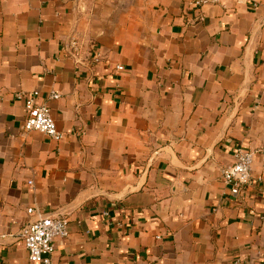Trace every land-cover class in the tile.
<instances>
[{
  "label": "crops",
  "instance_id": "obj_1",
  "mask_svg": "<svg viewBox=\"0 0 264 264\" xmlns=\"http://www.w3.org/2000/svg\"><path fill=\"white\" fill-rule=\"evenodd\" d=\"M33 90L61 140L23 130ZM28 207L68 217L53 264H264V0H0V264H34Z\"/></svg>",
  "mask_w": 264,
  "mask_h": 264
},
{
  "label": "built area",
  "instance_id": "obj_2",
  "mask_svg": "<svg viewBox=\"0 0 264 264\" xmlns=\"http://www.w3.org/2000/svg\"><path fill=\"white\" fill-rule=\"evenodd\" d=\"M220 1L187 0V3L191 7L200 8L206 4H217ZM202 19L203 17L199 16V20ZM66 46L69 53L76 58L80 49L78 39L70 37ZM76 61L78 62V60ZM116 69L121 70L123 66L117 64ZM38 95V90L29 92L16 91L14 94L16 99L23 102L25 109L22 128L24 131L37 130L59 141L64 137V134L57 128L48 101H38ZM59 97L60 94L58 92L51 91L49 100ZM256 152L258 150L239 146L233 154V163L221 168L220 176L222 181L232 195L237 196L241 194L252 181V165ZM27 212L36 215V217L24 223L11 236L23 242L28 252V259L32 263L53 264L54 239L68 236V217L62 213H41L35 207H28Z\"/></svg>",
  "mask_w": 264,
  "mask_h": 264
}]
</instances>
